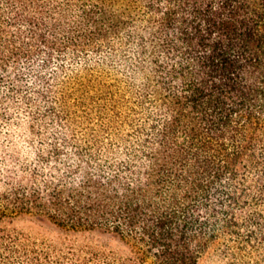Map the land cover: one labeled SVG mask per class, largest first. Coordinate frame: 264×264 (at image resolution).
<instances>
[{
    "label": "trees",
    "instance_id": "16d2710c",
    "mask_svg": "<svg viewBox=\"0 0 264 264\" xmlns=\"http://www.w3.org/2000/svg\"><path fill=\"white\" fill-rule=\"evenodd\" d=\"M0 264H264V0H0Z\"/></svg>",
    "mask_w": 264,
    "mask_h": 264
},
{
    "label": "rangeland",
    "instance_id": "374dc122",
    "mask_svg": "<svg viewBox=\"0 0 264 264\" xmlns=\"http://www.w3.org/2000/svg\"><path fill=\"white\" fill-rule=\"evenodd\" d=\"M18 231L29 235L33 240H48L55 242H62L64 240L54 227L48 224H41L29 219H19L13 225ZM80 243H89L94 246H104L111 250H118V244L116 241L100 234H91L87 237L76 238Z\"/></svg>",
    "mask_w": 264,
    "mask_h": 264
}]
</instances>
